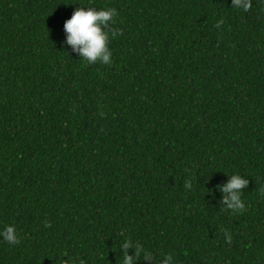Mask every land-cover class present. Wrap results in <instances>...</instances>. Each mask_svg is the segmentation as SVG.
Listing matches in <instances>:
<instances>
[{"label":"trees","instance_id":"1","mask_svg":"<svg viewBox=\"0 0 264 264\" xmlns=\"http://www.w3.org/2000/svg\"><path fill=\"white\" fill-rule=\"evenodd\" d=\"M244 2L0 0V230L19 240L0 264H120L125 236L172 264H264V0ZM77 7L116 10L111 64L63 43Z\"/></svg>","mask_w":264,"mask_h":264},{"label":"clouds","instance_id":"2","mask_svg":"<svg viewBox=\"0 0 264 264\" xmlns=\"http://www.w3.org/2000/svg\"><path fill=\"white\" fill-rule=\"evenodd\" d=\"M237 7L248 8L244 0H235ZM117 12L114 8L77 7L72 12L71 17L65 20L63 32L65 33L64 44L70 46L71 51L76 53L79 60L87 64L99 62L101 64H111V53L108 48L110 38L119 35V31L113 29L114 17ZM223 21H218L216 27L219 28ZM230 179L222 186H218L221 193V202L224 209L232 213H239L245 208L241 199L242 189H244L249 180L239 174L228 175ZM191 185L186 181L185 188ZM260 192L264 194V186ZM211 195V192H209ZM0 239L8 244L19 243L16 230L13 226H6L0 230ZM226 241H230V236L225 232ZM122 251L120 264H137L139 261H145L147 264H172L173 257L170 254H161L159 258L151 251L144 248L140 243L124 237L123 244L120 246ZM133 250V255H129V250Z\"/></svg>","mask_w":264,"mask_h":264}]
</instances>
